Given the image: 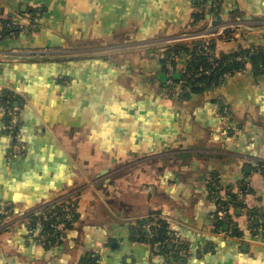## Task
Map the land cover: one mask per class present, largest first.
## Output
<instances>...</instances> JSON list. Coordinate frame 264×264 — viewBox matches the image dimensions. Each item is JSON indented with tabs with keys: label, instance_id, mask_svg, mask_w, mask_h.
I'll list each match as a JSON object with an SVG mask.
<instances>
[{
	"label": "crops",
	"instance_id": "crops-1",
	"mask_svg": "<svg viewBox=\"0 0 264 264\" xmlns=\"http://www.w3.org/2000/svg\"><path fill=\"white\" fill-rule=\"evenodd\" d=\"M223 6L243 28L218 53L264 45V0ZM196 12V0H0V18L24 28L0 42V86L25 145L9 159L0 119V211L12 210L0 264H165L133 233L155 211L181 235L182 264H264V72L249 65L186 99L162 88L159 48ZM217 192L239 200L230 236L215 228ZM60 200L77 219L44 248L23 218Z\"/></svg>",
	"mask_w": 264,
	"mask_h": 264
},
{
	"label": "built area",
	"instance_id": "built-area-1",
	"mask_svg": "<svg viewBox=\"0 0 264 264\" xmlns=\"http://www.w3.org/2000/svg\"><path fill=\"white\" fill-rule=\"evenodd\" d=\"M213 1V0H212ZM212 5V14L211 19L206 20V26L204 29H202L199 32H191L186 31L182 34H180L179 37L172 39L169 42V45L184 42L189 43L188 47H191L192 42H200L201 51L205 54V56L208 57L209 61L214 63L217 59V52L213 49L214 41L217 40L219 37L223 36L224 33L230 29L235 30L239 28H243L241 24H237L233 21H228L225 23H221L218 25H213L212 21L218 17L223 16L224 14V3L220 6L219 9H216L215 5L211 2ZM209 6V2L207 4H203L201 9H197V12L202 11V9H205V13L207 11V8ZM215 8V10H214ZM218 11V14H215V12ZM15 25H18L20 27H23L21 24L16 23L15 21L12 22ZM29 53V52H28ZM190 55L188 53L182 52L178 57L172 58V60H176V71H181L184 73L186 71L187 67V60H189ZM184 60V64L180 66L181 60ZM238 60H241V58H238ZM180 66V68H179ZM249 64H247L246 69L248 68ZM167 85H171L173 82L171 80L173 76V72L175 71V67L172 66L171 63H168L167 65ZM245 71V70H242ZM209 74V72H208ZM229 77H231L229 74H225L222 76V80H227ZM8 91L10 94H12L13 98L16 96L13 94V91L9 90L7 87L0 86V100L1 97L4 95V92ZM163 91L166 93V96L170 98L175 99H182L183 91L181 88H177L176 90H169L168 88L163 89ZM0 119L4 126L5 134L10 138L12 141V148L8 154L9 159L16 158L18 153L25 149V145L23 144V141L21 139V134L19 131L20 123H21V117L20 112L17 106L15 104L11 106L9 103L1 104L0 103ZM149 191V190H145ZM218 197H216V202L218 206L217 213L213 216V220L216 222H222L226 223L225 225L232 227V223L227 220V213L228 211L225 209L224 206H222V202L226 201L228 198L227 195H220V193H216ZM219 201L221 203H219ZM77 211V207L75 203L68 200H60L57 203L52 204L51 206L42 208L34 213H32L29 217H24L23 221H25L31 229V231L34 234V237L38 241V243L43 246L44 248L47 247H53L61 243L67 232L69 231L67 225L69 223H74V214ZM12 214V210L10 207H3L0 211V224L4 223V220L7 218H10ZM227 220V221H226ZM171 220L164 215L161 212L155 211L152 214H150L146 220L144 221L142 229V235L141 237L144 239L143 243L146 246L153 247L154 242L159 237L160 229H163L166 227L168 230L171 231L172 239L170 241V244H175L176 249L182 250L181 246H183V240L181 238V235L177 232L173 231L171 228ZM261 232H264V227L260 230ZM218 233L220 235L226 236L231 235V231H225L223 229H218ZM169 244V245H170ZM154 248L157 250V253H160V251H163L161 243H156L154 245ZM184 256L188 257V251H181ZM157 255H161L157 254ZM173 264H182V262H173ZM166 264V263H165Z\"/></svg>",
	"mask_w": 264,
	"mask_h": 264
},
{
	"label": "trees",
	"instance_id": "trees-1",
	"mask_svg": "<svg viewBox=\"0 0 264 264\" xmlns=\"http://www.w3.org/2000/svg\"><path fill=\"white\" fill-rule=\"evenodd\" d=\"M225 0H213L212 3L215 5L216 9H219L222 3H224ZM210 2V0H196V6L197 9H201L202 5L205 3L207 4ZM215 10V8H214ZM35 17L38 11H33ZM215 14H218V11L215 12ZM205 9H202V11L196 12L193 14V22L189 29L196 33L201 31L206 26L205 21ZM41 16V14H40ZM40 18V17H38ZM0 22L2 25V29L0 30V42L5 39L10 38H16L22 34L24 31L23 27H20L18 25L13 24L11 19H3L0 18ZM238 31V29L235 30H228L224 33L223 36L219 37L217 40L214 41L213 49L217 52V41L218 40H224L229 41V39L234 37V33ZM189 43H176V44H165L159 48V52L161 54V64L163 67L164 72V78H163V84L162 88L169 90H176L177 88H181L183 91L182 99L188 98L191 94L199 93L203 91L205 88H211L216 87L224 82L222 80V76L225 74H229L230 76L234 75L236 72H240L242 70H246L247 64L251 66L252 72L256 75L261 74L264 72V45L263 46H257V47H248L245 48L243 45H238L235 47L234 51L232 53H218L217 52V59L214 63L210 62L208 57L205 56V54L200 49V42H192L191 47H188ZM182 52L188 53L190 55L189 60H187V67L186 71L182 73L181 71H176V60H172V58L178 57ZM238 58H241V60H238ZM168 63H171L173 67H175V71L173 72V76L171 78L172 84L167 85V65ZM209 72V74H208ZM16 102V97L13 98L12 94H10L8 91L4 92V95L1 97L0 103L6 104L9 103L11 106H13ZM218 197L217 195H215ZM219 203H221L219 201ZM239 204V200L236 199L232 194L228 193V198L226 201L222 202V206L225 207V209L228 211L227 213V220H229L231 223L233 221V224L235 225V221L233 220L230 208L236 206ZM153 213V212H152ZM151 213V214H152ZM77 219V212L74 214V222ZM226 220V221H227ZM144 221H140L137 223L136 227L133 229V233L138 236L136 240L138 242L143 243L144 239L141 237L142 235V227H143ZM226 223L217 222L215 228L223 229ZM73 226L72 223H69L67 225L68 229H70ZM234 231L237 232L238 228L235 225ZM172 239L171 231L168 230L166 227L163 229H160L159 237L154 242V245L156 243H161L162 250L160 251L161 256H163L166 264H173V262H185L186 259L183 253L177 249V251H171L169 250V244ZM153 245V248H154ZM182 247V246H181ZM49 248V247H47ZM156 252V251H155ZM157 253V252H156ZM157 253V254H160ZM81 264H99L98 258L91 254L85 257Z\"/></svg>",
	"mask_w": 264,
	"mask_h": 264
},
{
	"label": "water",
	"instance_id": "water-1",
	"mask_svg": "<svg viewBox=\"0 0 264 264\" xmlns=\"http://www.w3.org/2000/svg\"><path fill=\"white\" fill-rule=\"evenodd\" d=\"M211 2H212V0H210L209 6H208L207 11H206V15H205L206 20H210L211 19V14H212ZM228 21H232V19H229L228 17H225V16H218L212 21V24L213 25H218V24L225 23V22H228Z\"/></svg>",
	"mask_w": 264,
	"mask_h": 264
}]
</instances>
